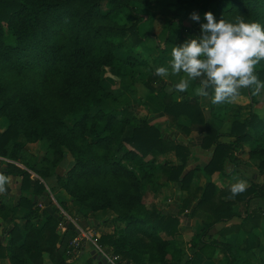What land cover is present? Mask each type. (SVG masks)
I'll return each mask as SVG.
<instances>
[{
	"label": "trees",
	"instance_id": "trees-1",
	"mask_svg": "<svg viewBox=\"0 0 264 264\" xmlns=\"http://www.w3.org/2000/svg\"><path fill=\"white\" fill-rule=\"evenodd\" d=\"M171 1L186 4L185 0ZM222 1L223 6L216 8L218 20L234 23L243 17L247 23L264 25V0ZM165 2L0 0V119L8 124L0 132V157L25 162V145L38 142L47 143L52 159L45 163L51 167H67V157L71 156L74 164L64 175L55 176L35 164L24 165L50 182L52 191H64L86 215L115 214L112 220L124 227L106 231L99 243L119 255L122 264H202L204 258L212 260L214 244H205L184 261L181 251L171 250L170 241L179 233L181 215L191 211V216L201 217L209 230L236 217L237 206L248 210L257 199L264 202V182H252L244 193L230 199V187L218 190L212 179L216 173H226L227 163L244 143L260 142L264 124L256 114L220 130L207 122L197 99L177 102L173 93L165 94L162 110L168 123L186 135L193 131L204 135L201 148L210 152L205 165L187 170L193 154L189 145L178 143L158 124L127 122L101 108L104 71L119 78L133 77L136 67L146 65L135 57L119 59L117 53L146 46L154 14L143 7ZM200 35L201 29L189 36L178 30L175 44L180 46ZM257 75L264 81V69ZM159 78L152 75L145 81L152 101H158ZM193 83L199 86L200 81ZM181 118L188 119L190 125L180 124ZM230 139L234 141L227 142ZM250 153L252 159L260 161L263 175L264 146ZM165 154H173L178 163L150 166V157L156 161ZM4 172L22 179V195L16 206L4 202L0 216L7 221L17 207L29 214L24 232L15 225L7 244L0 245V258H8L11 264H43L47 256L51 264H69L73 257L66 253L73 240L66 239L70 234L79 237L78 231L69 229L62 235L59 227L66 224L62 213L58 209L40 210L39 204L50 197L41 180L12 164H7ZM196 178H201L197 184ZM171 184L187 194L179 216L146 206V190L151 188L157 194ZM36 196L39 198L34 202ZM61 204L66 210V202ZM251 214L264 216V207Z\"/></svg>",
	"mask_w": 264,
	"mask_h": 264
},
{
	"label": "rangeland",
	"instance_id": "rangeland-1",
	"mask_svg": "<svg viewBox=\"0 0 264 264\" xmlns=\"http://www.w3.org/2000/svg\"><path fill=\"white\" fill-rule=\"evenodd\" d=\"M186 4H172L171 0H166L165 3L161 4H154L148 5L147 7H143L144 9H150L153 12V27L150 36L147 38L146 46L137 47L133 51L125 52L119 51L117 56L119 59L125 60L127 57H135L138 62H146L145 66H138L134 69V76L130 77L126 75L123 78L116 77L110 73L109 70H105L103 74V93H102V106L101 108L108 112L117 113V115L123 119L124 121L130 122L132 120H137L139 122L147 120L150 123H154L156 119L160 118L163 121L165 117H159L158 112L162 110V98L165 94L173 93L174 97L177 98L182 97V100L186 98H193L197 99L206 113V118L209 119L207 122L213 125L216 129L221 128L225 121H233L234 118H238L241 120H245L251 114H256L264 124V92H262L261 96L254 97L251 95L250 91L247 89H242L241 94L238 99L233 103H226L222 105H213L209 99H203L196 97L194 95V89L198 86H195L193 81L190 84L188 91L186 92L189 94L187 97L186 93H178L176 91H169L170 88L176 83H179L180 79L183 76L181 73L180 76H173L169 75L167 79L159 78L160 84V94L158 96V101H152L150 99V93L147 87L145 86V81L149 79L152 75H155V69L157 67H168L169 72L170 69V61L172 60V47H176L175 39L178 33V30L182 31L186 36L191 35V33L195 29H201L200 25L206 23L204 20V14L206 12H212L215 16L216 8L223 6L222 0H185ZM197 13L200 16V21H192L189 17L191 13ZM216 18V17H215ZM217 21H219L216 18ZM264 69V61H261L259 64L256 65L255 72L256 74ZM186 95V97H185ZM70 124L72 122H69ZM163 129L164 133L168 136H171L169 129L166 131V124L165 122H161L159 124ZM8 124L3 119H0V132L6 130ZM195 133V134H194ZM194 138L193 142H188V145L192 149L193 155L190 158L188 163L187 170H191L193 165L200 164L205 165L208 161V157L210 155L209 151H204L201 148L202 141L204 135L197 134L193 132ZM192 134V135H193ZM174 137V136H171ZM178 143L187 145V141L180 142L176 136L174 137ZM234 141L233 139L227 140ZM242 148H244L243 153L239 154L240 156H249L251 155V151L264 146V135L259 143H244ZM24 161L22 164L30 163L31 165H36L39 169H49L53 175H64L74 164V161L71 156H68V164L67 167L62 166H53L51 167L45 160H51L52 154L47 149V143L45 142H38L35 144H26L24 150ZM6 159V158H4ZM241 159V157H240ZM154 161L153 157H150L149 164L153 168H158L159 164L170 162V163H177V160L174 155L163 156L159 155L155 158ZM252 165L248 162V167L252 168L253 171L250 172L249 176L254 180L262 183L264 182V174H261L259 169L260 161L258 159H252ZM7 164H10L8 159L0 161V167L2 169L7 168ZM230 169V167H229ZM160 174V172L158 171ZM256 173V174H254ZM255 175L258 177L255 178ZM36 178V177H34ZM201 179V178H199ZM237 179H244V177H236ZM200 181V180H198ZM204 178H202V183L204 182ZM47 182V181H46ZM161 183H165L164 179L160 180ZM223 183V184H222ZM232 183H235L233 180L228 183L222 179L221 186L229 185L231 186ZM197 184V182H196ZM163 189L166 188L167 191L164 193H154L150 188L147 192L144 193V203L149 208H155L161 212H169L166 211L171 205H176L178 208L179 203L182 201L181 196L183 192L179 191V187L177 185L171 186H164ZM161 188V189H162ZM55 199L59 202L62 206L61 202H66L67 208L64 210L66 213L61 211L58 206L54 204V200L52 197H49V206L51 209H58L62 215L64 216L66 229H76L79 233V237H82V250L80 252V257L76 259L73 257L68 259L69 264H86L90 258L89 255L90 248L94 250L93 245L89 240L98 241L103 233L114 231L118 228H123L124 225L121 222H114L112 218L115 217V214L111 211L102 212L99 214L91 213L87 214L80 205L74 201L70 200V197L62 190L52 191ZM159 195V197H158ZM261 207H264L263 201H258ZM40 210H42L41 204H39ZM244 209V207H242ZM181 211V208H180ZM179 211V215H180ZM49 212H51L49 210ZM165 213V214H166ZM111 223L110 227L106 226L105 223ZM104 227V228H103ZM5 228L3 229V231ZM65 229L60 230L61 234L63 235V231ZM66 230V232H67ZM181 240L184 243L190 241L189 238H186V234L189 232L186 229V226L181 228ZM197 230V229H196ZM100 235V236H99ZM79 237H76L72 234L66 240H75ZM264 242V240H263ZM89 244L90 248H86L85 244ZM85 246V247H84ZM261 246V245H260ZM110 249V247H107ZM84 249V250H83ZM254 252V249H253ZM84 253V255H83ZM78 255V256H79ZM228 258V264L231 263L232 255L226 254ZM244 259L243 261H250V262H258L260 263L261 260H264V254L261 256V253L254 254H243L241 255ZM220 258V257H219ZM95 264H98L95 262Z\"/></svg>",
	"mask_w": 264,
	"mask_h": 264
},
{
	"label": "clouds",
	"instance_id": "clouds-1",
	"mask_svg": "<svg viewBox=\"0 0 264 264\" xmlns=\"http://www.w3.org/2000/svg\"><path fill=\"white\" fill-rule=\"evenodd\" d=\"M199 22L200 16L193 12L189 17ZM206 23L200 25L201 35L172 47V60L168 67H157L154 74L167 79L169 75L180 76L169 91L186 93L192 81L199 80L194 89L196 97L211 100L213 105L235 102L242 89L254 97L264 92V81L255 72L256 65L264 61V25L247 23L237 17L234 23L223 18L216 20L212 12L204 14ZM211 89V92L209 91ZM182 102V97H177ZM10 178L0 173V194L6 192ZM246 180L237 179L230 186V199L247 190Z\"/></svg>",
	"mask_w": 264,
	"mask_h": 264
},
{
	"label": "crops",
	"instance_id": "crops-1",
	"mask_svg": "<svg viewBox=\"0 0 264 264\" xmlns=\"http://www.w3.org/2000/svg\"><path fill=\"white\" fill-rule=\"evenodd\" d=\"M185 97H186V95H185ZM158 113H159L158 114L159 117H161V116L165 117V118H163V121L166 124L165 125L166 131H167V129L172 131L170 133V135L174 136V137L176 136L178 139H180V142H181V140H182V142L187 141V145H188V142H190V141L193 142V138H194L193 136L195 134V133L193 134V132L200 134L198 131H193L190 135H186L185 133H183L180 130H177L174 126H172L168 123V117L164 114L163 110H161V112H158ZM204 114H205V118H206L205 110H204ZM206 120L208 121L209 119L206 118ZM235 120L242 121L241 119H238V118L233 119V121H235ZM163 121L160 120V118H158L152 124H158L159 125ZM233 121H225L224 125L219 129L220 130H226L227 126L229 124H231ZM180 124L185 125V126H189L190 122L186 118H181ZM183 145H185V144H183ZM242 146H245V145H242ZM243 151H244V148H241V149H238L236 151V153H234V159L231 162H228L226 165V173L225 174L216 173L213 175L212 179H213V182L217 185L218 190L224 189L226 187H230L229 185L220 187L223 184V183L221 184L222 179L225 182L230 183L232 180L234 182H236V180H235L236 177H244V179L248 183V186L252 182L253 183H260V182L254 180L253 178H251L249 176L250 172H252L253 169L248 167L247 162L249 161L248 163L250 165H252L253 161L251 160V157H249V156H240L241 157V159H240L239 154L243 153ZM168 155H172V154H165L163 156L165 157ZM2 160H6V159L0 157V161H2ZM8 161L12 165H16V166H18L24 170H27L29 173H31V175L33 177H36L39 180H41L44 183V185L46 186V188L50 194V197H52V199L54 200V204L56 206H58V208L61 211L66 213L63 210V208L61 207V205L59 204V202L55 199L54 195L52 194L50 182L44 181L37 174H35L31 170H29L24 164L19 163V162H14V161L9 160V159H8ZM177 163H178V160H177ZM177 163H174V164H177ZM199 165L200 164L193 165L192 169H194L196 166H199ZM229 167H230V169H229ZM4 171H5V169H2L0 167V173L9 177L10 180H9V183L6 185V192L4 194H0V207L2 206V204L4 202H7L9 204H14L16 206V205H18L19 198L22 195V192L20 190L22 179L19 177L13 176V175H7ZM254 174H256V173H254ZM256 177H258V175L257 176L255 175V178ZM198 180H200V179L196 178L195 184H196V182L197 183L199 182ZM148 190H146L145 192H147ZM166 191H167L166 188H164V189L162 188V189H160L159 192L165 193ZM186 195L187 194L185 192L182 193V196H181L182 201L184 200ZM158 197H159V195H158ZM38 198L39 197L36 196L34 198V202H37ZM182 201L179 203V206H180L179 208L176 206V205H178L176 202L175 206L171 205L168 209H166V211H169V212H167V213L164 212V213L179 216V211H180V208L182 207ZM258 201H262V200L257 199L256 201H254L252 207L248 210L242 209V207H244V206H237L235 208L236 212H237L236 217H234L232 220H230L228 222L217 224L215 227H213L209 230L204 227L201 217L194 218L191 216V214H190L191 211L190 212L188 211L185 214H182L181 219H180L181 224H180L179 233L176 235V237L173 240L170 241L171 250L181 251L182 252V260L184 261V260L189 259L190 257L194 256V254L196 252H198V250L201 247H203L205 244H214L216 250H215V253H214L212 260H209L208 258H204L202 261V264H228V258L226 256V254L232 255L231 264H264L263 263L264 260H261L260 263L253 262V261L252 262H250V261H246V262L242 261L241 262V259L242 258L244 259V257L241 256L243 254L244 255L245 254L250 255V254H254V252L255 253H261V256L264 254V242H263V240H264V216L256 217V216H253L251 214L254 209L262 208L261 205H259L260 203ZM241 205H243V204H241ZM41 206H42L41 211H44V210L52 211L51 206H49L48 200L41 202ZM99 213H102V212H98L96 214H99ZM28 214H29V211L27 209H25L23 207H17L15 209V211L13 212V216L10 217L7 221L3 220V217L0 216V245L5 246L7 244V242L9 241V238H10V233L14 229L15 225L19 226V229L22 232H24V227H25V224L28 220V218H27ZM184 226H186V229H188V231H189L186 234V238H189L190 241L187 243H184L181 240V236H180L181 232H182L181 228ZM4 228H5V230L3 231ZM66 228H67L66 224H63L59 227V231L62 229H65L63 231V235H64L67 233ZM85 246H86V248H88V247L90 248L89 244H87V243L85 244ZM253 249H254V252H253ZM92 251H93V249L90 248V251H89L90 256H91ZM83 255H84V253H83ZM77 257H80V255ZM77 257H74V258L76 259ZM91 259H93V257L90 258V260ZM233 259H235V262H233L234 261ZM90 260H88V262ZM88 262L86 264H88ZM95 262H97V261H95ZM0 264H11V263H10L8 258H0ZM43 264H51L47 256H44ZM75 264H80V263H75Z\"/></svg>",
	"mask_w": 264,
	"mask_h": 264
},
{
	"label": "built area",
	"instance_id": "built-area-1",
	"mask_svg": "<svg viewBox=\"0 0 264 264\" xmlns=\"http://www.w3.org/2000/svg\"><path fill=\"white\" fill-rule=\"evenodd\" d=\"M81 241H82V237H79L70 243V247L66 253L69 257H76L80 254L82 250ZM89 242H91V244L93 245V248L96 251V253L98 255H101L103 258H105L108 264H122L121 257L119 255L114 254L111 249L102 246L97 240L96 241L89 240Z\"/></svg>",
	"mask_w": 264,
	"mask_h": 264
},
{
	"label": "water",
	"instance_id": "water-1",
	"mask_svg": "<svg viewBox=\"0 0 264 264\" xmlns=\"http://www.w3.org/2000/svg\"><path fill=\"white\" fill-rule=\"evenodd\" d=\"M91 256L98 264H108L107 260L103 258L101 255H98L95 250L91 252Z\"/></svg>",
	"mask_w": 264,
	"mask_h": 264
}]
</instances>
